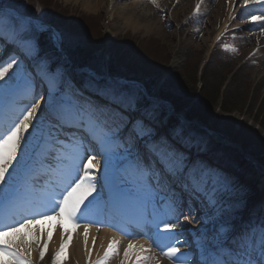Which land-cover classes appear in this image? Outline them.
Returning <instances> with one entry per match:
<instances>
[{"label":"snow or ice","instance_id":"1","mask_svg":"<svg viewBox=\"0 0 264 264\" xmlns=\"http://www.w3.org/2000/svg\"><path fill=\"white\" fill-rule=\"evenodd\" d=\"M150 2L156 5V0ZM249 5L264 8V0H244V6ZM249 19L264 31V15ZM5 21L0 48L10 47L13 55L0 61V81L7 83L6 76L14 80L16 73L10 75V70L22 65L31 70L33 80L46 86L47 94L40 97L46 107L39 115L40 104L34 100L0 128V209L17 213L33 179H46L55 172L63 179L48 199L46 212L0 223L2 264H33L31 246L38 237L30 226L53 216L66 217L75 225L97 198L118 208L137 228L146 229L144 235L172 264H264V221H250L237 231L235 223L222 216L211 226L202 223L192 242L182 241L183 233L175 231L183 222L195 220L184 214L186 197L215 207L238 191L230 178L204 159L208 149L202 135L185 122H172L171 107L134 81L98 73L76 81L64 56L73 38L34 18L17 17L16 9L5 11L0 0V23ZM97 155L104 160L105 173L99 188ZM117 231L129 237L120 264H128L132 256V264H159L154 254H145L152 246L132 242L136 233ZM185 244L190 250L182 252ZM66 247L62 240L52 264H62ZM47 248L45 241L41 260ZM119 254L120 241L113 237L96 264H108Z\"/></svg>","mask_w":264,"mask_h":264},{"label":"rangeland","instance_id":"2","mask_svg":"<svg viewBox=\"0 0 264 264\" xmlns=\"http://www.w3.org/2000/svg\"><path fill=\"white\" fill-rule=\"evenodd\" d=\"M57 1L63 7H68L71 11L77 12V17L83 13L87 15H92V13L99 15V22L97 21L93 26L91 23L88 25L91 31L96 33L95 38L98 37L95 26L102 25L100 33L102 34L103 43L105 44L107 42L104 26L107 24L106 16L109 9V1L97 12L86 9L85 0ZM134 1H137L136 3L146 1L147 4H152L150 0ZM191 1L193 3L198 1V3L194 7H191L190 10L186 9L181 12L183 4H189ZM216 1L218 0H214V2ZM213 3L207 4L203 0H166V2L164 0L161 5L162 8L158 11V20L160 19L161 22L157 25V31L147 32L145 28H140L137 31L132 28L121 29L113 34V38L125 39L123 46H120V55H123L125 59L126 56H131L132 62L138 63L146 72L151 74L157 73V70L162 72L163 77L160 82L158 81L159 83H156V87H165L171 93H179L187 90L192 92L195 90L197 95L194 96V101L199 99L200 89L203 85V77L209 65L206 78H208L212 85L214 84V87H220L223 95H226L230 85L232 86V90L236 91L234 95L230 92V96L235 102L234 104L226 105V109H229V112L222 110V103L217 104L214 108L216 116L214 122L217 124V132L215 134L218 137L212 135L213 140L221 141L220 139H222L223 143L228 142L233 145H240L243 139L241 134H237V131H239V127L243 126L264 139V61L261 59L262 56L259 53L261 49H264V39H259L257 35V38L253 39L251 44L245 45L244 41L246 38L253 33H260L262 31L259 26L250 27L247 30H240L241 27L249 23H254L249 19L251 15H264V10L262 12L261 9L263 8L259 5L260 10L253 6L242 10L244 0L234 3L232 7H229L228 2H224L223 6L226 9V14H230L231 12L235 13L232 24H236V26L234 30H231L229 27L232 24H229L230 26H226L223 34L218 38V33L222 25L226 23L227 16L212 20V11L218 9L215 6L216 3ZM32 4L34 7H37L36 0H33ZM197 5H199V11H197ZM173 13H178L176 20L173 17ZM5 23L6 21L0 24V26H4L3 31L5 30ZM191 34L193 35L192 38ZM179 39H184L182 46H180L181 44L178 45ZM152 45L156 47L153 49ZM11 53L12 51L9 48H2L0 50V61L7 62L10 56H12ZM21 69H23L22 65L15 67L14 70H10V73H13V71L16 73L21 71ZM160 74L158 72V75ZM23 75H26V79L20 86L18 92L21 93L25 88L31 90V93H26H30V96L34 97L35 101L40 104L38 110L43 111L46 105L44 99L40 97L46 96V86L39 80L32 79L31 70H25ZM1 83L2 81H0ZM142 86L144 85L140 84V87ZM27 94L22 92L20 98H26L28 96ZM17 102H19V105L31 103L26 101ZM165 105L170 106L169 104ZM243 143L248 145L246 141ZM249 145L250 147H248L249 150L247 153L254 158L257 154L258 147L253 142H250ZM262 156L264 157V152ZM97 158L103 159L98 155ZM98 162L99 164L101 163V161ZM258 171L261 179L259 187L261 188L260 193L262 195L264 193V170ZM223 174L225 175V173ZM225 176L230 177L228 172ZM97 199L99 200V198ZM261 199L259 200L262 201ZM100 202L96 201L95 204H99ZM205 208L207 210V216L202 223L211 226L212 222L217 220L216 211H213L211 205L205 206ZM202 214L204 213L198 212L196 216ZM57 218L58 216H53L50 221L49 219H43L42 221H46V223H49L53 227V223H55V219ZM247 218L233 220L237 231L243 225H246ZM58 222L61 227V224H65L68 220L63 217L61 219L59 218ZM202 223L197 224V226L201 228ZM194 240L195 237L193 238ZM64 241L67 242V238ZM188 249L189 246H183L181 248V250ZM55 252L46 251L43 260L40 259L38 264H52ZM69 260V248L67 246L64 251L62 264L68 263Z\"/></svg>","mask_w":264,"mask_h":264},{"label":"trees","instance_id":"3","mask_svg":"<svg viewBox=\"0 0 264 264\" xmlns=\"http://www.w3.org/2000/svg\"><path fill=\"white\" fill-rule=\"evenodd\" d=\"M7 1L11 3L12 7H18L28 2L31 12H36L38 17L43 19L46 23L51 24L56 31H63L73 38V42L67 44L65 47L64 56L67 66L68 63H70L77 68H89L98 74L105 75L108 70V73L114 77L124 76L129 80H143L147 92L151 95L155 94L156 83L161 77L162 72L160 70L152 74L146 72L138 63L131 61V56H126L125 59L123 55H120V46H123L125 39L116 38L111 43L109 47L110 59L108 68H106L104 54L105 46L102 34L100 33V27L99 25L95 26L98 36L95 38L96 33L91 31L88 25L91 23L93 26L98 19L81 14L77 17V12L71 11L68 7H63L57 0H36L37 7H34L32 4L33 0ZM152 47L154 49L156 46L152 45ZM208 68H206L203 77V85L201 86L198 100L194 101V96L197 95L195 90L192 92L187 90L182 93H171L165 87L162 88L160 97L169 103L176 112L185 111L186 116L190 120L196 119L204 125L211 124L210 128L217 131V124L214 122V118L216 117L214 108L217 104L222 103V110L224 112H229V109H226V105L234 104L235 102L230 96V92L234 95L236 91L232 90V86L230 85L226 95H223L220 87H214V84L212 85L208 78H206ZM158 72L161 74L158 75ZM74 77L78 82L85 79L84 75L79 74H74ZM171 121L176 122L179 120L177 117H171ZM190 128L198 134L206 135L208 139V150L206 154L209 157L216 159L225 168L236 171L240 179L250 180L252 177L256 176L258 169L252 162L241 155L237 149L222 145L194 126H190ZM239 128L237 134H241L243 142H248V145L243 142L240 144L244 152H248L250 142L255 143L258 147L255 159L264 166V157L262 156L264 152V139L254 134L253 131L247 129L245 126ZM234 179H231L233 183ZM256 183L257 179H253L250 184H246L240 180L239 184L236 185L238 189L237 193L231 198H225V200L221 202V205H219L217 209L219 218L223 216L225 219L232 221L244 214L246 208L252 206L257 196L258 190ZM254 216L255 220L252 221H264V197L262 201L258 202V207L255 208Z\"/></svg>","mask_w":264,"mask_h":264},{"label":"bare ground","instance_id":"4","mask_svg":"<svg viewBox=\"0 0 264 264\" xmlns=\"http://www.w3.org/2000/svg\"><path fill=\"white\" fill-rule=\"evenodd\" d=\"M109 1V9L107 12V24L104 26L105 29V37L106 41L110 42L111 39L113 38V34H115L118 30L120 31L121 29H128L132 28L135 31L139 30L140 28H145L147 32H152V31H157L158 26L160 24V19L158 20V11L160 8H162V4L164 0H156V5L152 4H147L146 1L143 3H136L137 1L134 0H85L86 3V9L90 11L97 12L99 9L103 8L106 4V2ZM205 3H213L214 0H203ZM166 2V0H165ZM198 2V1H197ZM197 2L193 3H187L186 5L183 4V7H181V12L185 11L186 9L190 10L191 7H194ZM229 4V7H232L234 3L240 2V0H218L214 3L215 6L218 7L217 10L212 11V20L219 19L223 16H227L226 23H224L221 27V30L219 31V35L226 29V26L233 23L235 13L231 12L230 14H226V9L223 6V3ZM213 3V4H214ZM219 3V6H218ZM255 7L256 9L258 5H249L247 7L242 6V10L249 8V7ZM207 8V7H204ZM260 10V9H259ZM264 9H261L263 12ZM95 13H92V15H87L88 17H96L99 15H94ZM178 13H173V17L176 20ZM230 26V25H229ZM236 24H232L231 27H229L231 30H234V27ZM254 26H259L258 24L254 23H249L243 27H241L240 30L242 29H250V27ZM100 29L102 28V25H99ZM190 35V34H189ZM218 35V36H219ZM259 39H264V31L260 33H253L251 34L248 38L245 39L244 44L249 45L252 43V40L257 38ZM193 35L191 34V38ZM184 42V39H179L178 45L182 46ZM260 46V45H259ZM260 56H262V60L264 61V49H261L259 52ZM163 75L161 76V78ZM26 106V105H25ZM24 106V107H25ZM19 106L18 104H11L10 107H8V113L4 114L0 112V127L5 126L3 124L10 122L11 119H14L16 115L19 114V112L24 108ZM103 166V162L101 163ZM259 168H261L259 166ZM104 173V172H102ZM97 175V174H96ZM63 177L62 174L59 172L53 173L49 178L46 179H33V183L35 185H44V184H49L50 187L53 188L52 191H50L49 187H43L39 191H34L35 187L29 185V191H31V197L30 199L27 200H21L19 202V209L17 213L15 214H6L5 212L3 213L2 216H0V223H11L13 221L8 222L9 218L13 219L17 217L16 219L19 220L22 216L24 215H29L32 212H45L47 211V201L43 198V192L48 191V192H54L57 190V186L61 184ZM264 179V178H263ZM242 182L246 184H250L252 180L250 181L249 179L243 180L240 179ZM258 183V182H257ZM259 184V183H258ZM41 192V193H40ZM40 193V194H38ZM95 195V194H94ZM91 199V197L89 198ZM87 203V202H86ZM94 206V204L92 205ZM104 204H99V206H95L93 209L91 208V205H89L88 209L84 211V216L81 220L77 221V228L73 227L69 224V222H66L65 224H61V227L59 226L58 219L60 216L55 219V223H53V227L49 225V223H46V221H42L39 224H33L30 226V231L32 235L38 237V241L36 244H33L31 246V260L33 264H38L40 261V256L39 252L42 249V246L45 241L48 242V248L47 252H55L59 250L60 245L62 240L64 241L67 238V246L69 248V258L70 260L66 264H96V261L99 260L100 258L103 257L105 250L108 247L109 242L113 237H115L117 240L120 241V254L119 256H113L110 257L108 264H120V261L124 258L123 257V248L126 247L127 243L129 241H126V239L121 236L120 232H116L117 229L115 228H99L102 227L100 225L103 224L102 220V213L103 210L105 209ZM96 210V211H94ZM19 214V215H18ZM185 215H190L192 217L191 213H184ZM21 216V217H20ZM206 219V216H200L194 220V222H183V226L177 228L179 231L177 232H182L183 235L180 237L182 241H191L190 236H196L195 230L201 229L200 226H197L198 223L204 222ZM15 221V220H14ZM50 221V219H49ZM48 221V222H49ZM95 222L102 224H95ZM75 226V225H74ZM87 228V233L85 232V229ZM109 229V230H108ZM176 229V230H177ZM24 232L29 231V229L23 230ZM127 231L129 232H134V230L127 228ZM189 232V233H188ZM135 233V232H134ZM123 234V233H122ZM190 234V235H188ZM50 235V239H49ZM135 244H143L145 248H148V246H152L154 248V245H152V242L150 240H143V241H132ZM162 244H167L169 243L168 241H162ZM185 246H189L185 244ZM134 252L137 251V249L133 250ZM182 251V250H181ZM189 250H185L182 252H187ZM146 255H155L159 259V264H172L171 261H169L166 257H163L162 255H158V253H153L152 251L149 253H145ZM161 254V253H160ZM135 259V256H132V259L129 260L128 264H132V260ZM2 264V261H0ZM148 264H155L154 261H149Z\"/></svg>","mask_w":264,"mask_h":264},{"label":"water","instance_id":"5","mask_svg":"<svg viewBox=\"0 0 264 264\" xmlns=\"http://www.w3.org/2000/svg\"><path fill=\"white\" fill-rule=\"evenodd\" d=\"M193 123L197 124V122H193ZM247 156L250 157L249 155H247Z\"/></svg>","mask_w":264,"mask_h":264}]
</instances>
